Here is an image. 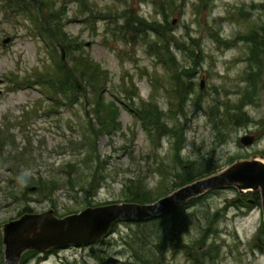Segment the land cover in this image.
<instances>
[{
    "label": "rangeland",
    "instance_id": "rangeland-1",
    "mask_svg": "<svg viewBox=\"0 0 264 264\" xmlns=\"http://www.w3.org/2000/svg\"><path fill=\"white\" fill-rule=\"evenodd\" d=\"M89 1L90 9H81L80 0H56V4L66 8L63 21L68 33L83 43L85 53L108 69L107 99L114 100L118 107L116 116L121 128L98 136L100 157L91 162H85L83 155L75 153L70 146L72 137L81 138V126L95 122L93 104L89 101L91 92L85 94L75 88L71 94L76 100L67 99L66 104L49 107L41 84L14 87L13 73L21 76L34 73L44 62L59 58L60 48L50 53L43 40L33 36L23 23L5 16L0 2V78H3L0 129H9L15 135V144L9 142L4 152H0L1 242L2 223L18 217L26 209L41 211L53 207L58 215H64L88 205L129 200L127 190L133 182L142 189L153 188L165 193L178 187L188 172L207 171L203 174L206 176L238 157L264 151L263 54H260L263 67L258 77L257 100L246 102L239 113L242 119L230 121L225 129L219 131L213 123L223 116L226 104L238 102L242 90L247 88L245 78H256L250 71L248 58L252 52L243 35L264 22V0H211L208 6L202 0L175 1L169 19L178 44L186 39V49L177 47L176 43L170 47L179 64L191 71L197 70L196 89L188 100L176 106V100L159 85L153 97L162 111L167 131L156 141L150 138L129 107L137 108L144 100L151 99L154 91L146 73H153L156 67L159 74L167 77L165 65L157 54L150 55L147 51L145 42L154 40V33L146 40L140 32H123L120 26L133 12L149 20L163 19L162 10L171 0ZM90 18L93 22L89 24L87 19ZM9 34L11 41L2 43V38ZM213 34L223 39L220 47ZM190 35L197 39L194 49L189 44ZM125 75H132L136 82L139 94L134 97L119 89ZM201 89L202 96L196 102ZM110 90L118 92L123 100H117ZM41 96L45 99L39 109ZM24 110H29L30 115L24 116ZM247 131L257 134L252 145L240 140ZM222 137L225 140L220 142ZM29 140L32 146L26 147L33 149L27 154L35 157L29 165L11 169L9 161H2L5 155L23 150ZM51 175L54 178L47 179ZM46 179L48 188L40 184ZM254 192L240 194L234 186L211 189L200 200L182 209L181 213H190L194 219L183 234V241L189 248L192 244L198 247L197 254L202 255L203 260L199 259L197 264H264V231L260 232L264 216L261 198ZM208 216L210 220L217 216V221L210 236L203 240L207 230L202 228L209 225ZM180 220L186 224L182 216ZM136 227L133 221L119 220L104 239L48 252L38 251L27 257V264H71L83 260L89 264H131V250L125 239L133 235L131 232ZM193 238H196L195 243L191 242ZM111 255L118 260L107 262ZM168 256H172L171 251ZM173 261L174 264L195 262L193 258L188 259L184 251L177 253Z\"/></svg>",
    "mask_w": 264,
    "mask_h": 264
},
{
    "label": "trees",
    "instance_id": "trees-1",
    "mask_svg": "<svg viewBox=\"0 0 264 264\" xmlns=\"http://www.w3.org/2000/svg\"><path fill=\"white\" fill-rule=\"evenodd\" d=\"M80 1L82 4L80 6L81 9L92 8L91 2L89 0ZM175 1L176 0L167 1L169 5L167 4L164 9L162 8L164 18L161 20H158L157 18L149 20L148 18L133 12L126 16L124 22L120 26V30L123 32H128L129 30H132L135 33L140 32L142 35H144V39L146 40L147 37L151 35V33H154L155 39L150 43L145 42L147 45V51L150 55L157 54L159 61L165 65V72L168 78L159 74L156 67L153 73H146L148 74L154 91L151 94V99L144 100L141 105L137 106V108H134L133 106L129 107L135 118L141 121L142 126L146 129L150 138L154 141H156L157 138L161 139L163 133L167 131L164 130L166 125L162 119V111L153 97V94L159 88V85L167 89L172 98L176 100L174 103L176 106L188 100L190 96L195 93L196 89L194 78L196 76L197 70L193 69L191 71V69H186L184 64H179V62H177L176 54L170 47V44L176 43L177 47H183L186 49V39L183 38L182 44H178L177 40L175 39L176 36L173 30L172 21L169 19L170 13L173 11V7L176 5ZM210 1L211 0H202L205 6H208ZM0 2L2 3V11L4 12L5 16H7L8 19L13 18L15 22L20 21L23 23L26 29L33 36L43 40L44 47H46L50 53L55 49L57 50L59 43H62L67 54L66 63L63 62L60 54L59 58H53L55 61L48 63L44 62L41 69L40 67H36L34 69V73H27L23 76H21L19 73H13L11 77L13 86L16 88H22L33 86L34 84H41L43 86L42 93L46 94V98L49 100L48 106L53 107L57 104H66L67 99L70 101H73V99L76 100V98L71 93H74L75 91V81L80 79L86 87V90L83 93L86 94L87 92H91L92 97L89 98V101L93 104L92 113L94 115L95 122H89L87 127L81 126V138L77 139L72 137L70 140V146L75 153L78 155H83L82 159L85 160V162H91L94 159L99 158L100 156L97 153L98 136L101 134L114 133L121 128L116 116L118 107L113 102L114 100L108 101L106 95V92L109 90L107 85L109 80L108 69L91 57L90 54L85 53L86 50L84 51L83 49V43L79 42L76 38L68 33L63 21V14L66 8L63 5L60 7L57 6L56 0H0ZM87 22L90 24L93 22V19H87ZM256 27L257 28L252 27V30L248 32L247 35H243V39L248 42V48L250 52H252V55L248 58L250 62V71L251 73L255 74L256 78L253 80L245 78L247 80V88L242 90L238 102L226 104L223 110V116H220L219 120L217 119L213 122L214 126H216L219 131L225 129V127H228L230 121L232 122L236 119H242V115L239 113L243 110V106L246 102H255L257 100L255 96L258 90V77L260 76V72L263 67V59L261 60L262 56H260V54L264 55V22ZM187 35H189V32H187ZM214 36L218 43V47H220V45H222L223 39L218 35ZM189 39L190 47L194 49L195 45L197 44L196 36L190 35ZM196 65H198V63ZM126 77H129V79L127 80ZM132 78V75L123 76L122 85L119 89L131 97H134L135 95L139 94V91L137 89L136 82H134ZM129 80L130 82L127 84ZM202 91V89L199 91L196 102L200 100V97L202 96L200 93ZM78 92L80 91L78 90ZM111 92H113V95H115L117 100L122 99L118 92H115L114 90ZM41 97L42 98L39 101V107L37 106L39 109H41L40 107L43 106L42 102L45 99L43 96ZM174 110L176 112L178 111V108L176 107ZM28 111L29 110H24L23 115H30ZM224 117L225 120L223 119ZM1 130L2 129H0V152H4L9 142H13V144H15V135L11 133L9 129H6V131ZM224 140L225 138L222 137L220 142ZM28 144L32 146L31 140H29V142L24 145L23 150L5 155V158H3L2 161H9L11 169H15L17 167L23 168L24 166L29 165L30 162L35 159V157L33 154H27L30 149H33L27 148L26 146ZM261 153L264 154V151ZM206 172L202 170H200L198 174L188 172L185 177L182 178V183H180L179 186L204 176L203 174ZM48 177L50 176H47V179L50 180L54 178L52 175L50 178ZM47 179L46 181L40 182L41 186L44 188L49 187L47 184L49 183ZM94 179L95 175H93V178L90 181L92 186ZM130 179L134 180L132 178ZM127 191V199H129V201L138 202H150L170 192H156L153 188L142 189L140 184L135 186L134 182L129 184ZM249 191H255L254 193L256 197L260 199L258 191ZM203 195L192 197L186 203L173 208L167 213H163L152 218L133 221L136 223L137 227L133 232H131V235L132 233L133 235L131 237L128 236V238L125 239V243L128 244L131 250V264H174L173 258L176 257L177 253L180 251H184L188 259L193 258L195 261L194 264H197L199 259L202 261V255L197 254L198 247L195 244L190 246L191 249L186 244H184L185 242L183 241V234L188 231V226L194 221V219L191 216L192 214L181 213V211L184 207L192 205L200 200ZM25 211L33 210L26 209ZM181 216L183 220L186 221V224L182 223L180 220ZM211 219L212 220H210V216H208L210 223L208 226H206V228H202V230H207V233L205 232L206 235H203V240L210 236V232L217 221V216L211 217ZM117 223L118 221H114L112 226L116 225ZM262 231H264V223L260 228L261 233H263ZM104 237L102 239H104ZM203 240L200 242H203ZM191 242L195 243L196 238H193ZM0 243L2 242L0 241ZM138 246L139 248L136 249ZM56 248L58 247H52L50 249L54 250ZM3 250V245L0 244V264H4ZM170 251L172 252L173 257L168 256ZM37 252L38 251L35 249L26 250L22 254L21 264H27V257L29 255L32 256ZM71 264L89 263L87 260H83L82 262H73Z\"/></svg>",
    "mask_w": 264,
    "mask_h": 264
},
{
    "label": "water",
    "instance_id": "water-1",
    "mask_svg": "<svg viewBox=\"0 0 264 264\" xmlns=\"http://www.w3.org/2000/svg\"><path fill=\"white\" fill-rule=\"evenodd\" d=\"M10 36L5 38L9 40ZM61 59L67 62L65 47L59 43ZM1 81V78H0ZM76 89L86 87L77 79ZM204 80H201V87ZM88 104V100H86ZM88 113V111H87ZM244 144H252L255 135L245 133L240 138ZM234 186L239 193L259 190L264 216V154L237 158L224 168L184 183L169 193L150 202L114 201L88 205L79 211L58 215L53 207L41 211H25L18 217L2 223L4 264H21L22 254L29 249L47 252L52 247L91 244L107 235L114 221L143 220L167 213L186 203L190 198L205 194L211 189ZM118 257L109 256L107 262Z\"/></svg>",
    "mask_w": 264,
    "mask_h": 264
},
{
    "label": "flooded vegetation",
    "instance_id": "flooded-vegetation-1",
    "mask_svg": "<svg viewBox=\"0 0 264 264\" xmlns=\"http://www.w3.org/2000/svg\"><path fill=\"white\" fill-rule=\"evenodd\" d=\"M1 10H3L2 9V5H1ZM7 36H10V39L9 40H7V41H5V38L7 37ZM11 39H12V36L9 34V35H6L5 37H3L2 38V43H8L9 41H11ZM3 81V78H1V81L0 82H2ZM246 133H252V134H254L255 135V140H254V142L252 143V144H254L255 143V141L257 140V134L256 133H254V132H252V131H247ZM252 144H250V145H252ZM259 154V153H261V152H253V153H251L250 155H247V156H241V157H238V158H244V157H249V156H251V155H253V154ZM237 159V158H236Z\"/></svg>",
    "mask_w": 264,
    "mask_h": 264
}]
</instances>
